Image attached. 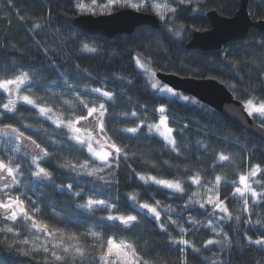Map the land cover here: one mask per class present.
I'll list each match as a JSON object with an SVG mask.
<instances>
[{"label": "trees", "instance_id": "obj_1", "mask_svg": "<svg viewBox=\"0 0 264 264\" xmlns=\"http://www.w3.org/2000/svg\"><path fill=\"white\" fill-rule=\"evenodd\" d=\"M89 1L84 0V3ZM77 2L78 0H0V68L6 66L17 72L29 71L34 83L32 91L27 94L33 98H42V101L37 102H43L45 107H52L53 111L63 112L65 119L75 117L70 115L72 110L63 104V100L75 101L79 96L91 103L96 94L91 93L90 89L95 87L115 93L114 104H106L107 134L117 145L126 148L129 159H121L119 171L115 173V179L118 180L116 184H107L94 177L61 169L59 164L65 160L75 163L91 159L86 148L79 151V146L67 139L70 135L67 129H57L31 105L24 102L17 104L15 114L4 111L2 104L6 103L7 94L0 90V121H3L0 127L12 124L24 131L25 135H30L41 147H46L50 153V157L45 158L41 166L52 173V182L31 176L28 163H22L24 175L21 179L25 185L22 191H26L37 202L40 211L35 213L36 217L50 228L54 226L78 233L92 229L104 232L105 238L110 235L117 240H134L151 264H180L184 253L179 249L183 246L171 243L169 234L159 229V222L152 214L146 210L140 211L138 205L129 199L130 193H139L140 202L160 201L161 207L158 210L161 211V218L168 226L172 238L179 239L181 234L177 226L168 223V216L187 229L185 238L197 247H201L202 242L209 238L222 239V236L216 237L204 226L208 220L213 221L222 235L227 234L233 239L231 250L220 251L219 246H209L208 249H203L204 255L201 256L189 249V264H212L213 260L218 264H264V249L242 239L245 233L253 239L259 238L264 229L247 224L238 225L228 220L221 221L218 219L219 214L209 216L198 205L185 208L189 192L181 196L151 181L145 184L135 174L139 172L160 179H181L185 181L186 188L191 185L184 171L186 168L193 173L197 169L201 170L202 175L210 181L217 174H227L230 181L235 178L238 182V173L246 174L250 170L249 165L259 164L262 172L251 179H261L264 176V142L192 97L189 101H184L152 89L148 77L135 64V57L139 55L144 59L146 56L151 60V68L155 73L214 79L224 84L243 103L251 96L264 100V32L252 29L245 41L230 43L221 51L203 53L186 49L193 32H204L211 28L206 17L208 12L216 11L220 16L232 18L243 0H193L191 5L181 6L182 10L170 25H165L162 21V28L159 30L142 26L131 35H120L112 40L88 37L74 28V20L84 15L76 8ZM248 10L254 22L264 20V0H250ZM36 24L40 27L34 28ZM170 27L173 28L171 32L168 31ZM177 30L180 32L179 36L175 35ZM84 43L96 47L97 51H84ZM103 99L100 97L95 102L98 104ZM192 100L196 103H192ZM160 107L166 109L164 115H167L171 127L180 129L184 125L188 126L182 140L177 136L182 149L181 155L172 152L154 133H148L147 124L156 123L160 119L161 113L157 111ZM131 111H136L137 117H131ZM85 112L86 109L82 106L75 109L76 115ZM124 113L129 115L124 116ZM253 119L261 125L259 119ZM141 120H144L145 126L139 134L133 136L121 131L125 127L136 126ZM85 123L87 121L81 122ZM4 139L0 135V145ZM0 151H3L2 147ZM220 151L231 154L233 161L223 167L218 166L217 154ZM15 155L20 161L30 160V157H25L23 150ZM214 165L217 166L213 168ZM101 175L105 176V180L113 179L107 172ZM68 183L74 184L72 192L64 188ZM253 187L259 190L257 185L253 184ZM191 188L195 190L197 186L191 185ZM75 191L82 192V197L74 196L72 193ZM219 191L221 199L228 194L226 203L230 210L247 216L246 213H240L241 205L232 198L231 184L222 182ZM89 196L110 199L118 205L119 214L136 215L140 212L139 226L126 232L122 226H104L111 222L104 221L102 225L99 218L105 217L107 211L89 213L78 207ZM165 207L171 211L165 212ZM118 213L117 209H113V214ZM257 215L264 217V205H258L254 209L253 222ZM189 217H195L204 224H189ZM8 238L9 241L15 239L11 234H8ZM4 239L5 234L0 233V241ZM0 264H43V260L40 257H25L19 253L17 245L13 244L10 249L6 242H0Z\"/></svg>", "mask_w": 264, "mask_h": 264}, {"label": "snow or ice", "instance_id": "obj_2", "mask_svg": "<svg viewBox=\"0 0 264 264\" xmlns=\"http://www.w3.org/2000/svg\"><path fill=\"white\" fill-rule=\"evenodd\" d=\"M192 3L193 0H162V2H158V0H103V2L90 0V3L86 4L84 0H78L76 8L80 13L93 16L111 15L112 10L119 7L130 8L137 13L151 11L167 25L182 10L181 6L187 7ZM33 27L39 28L40 25L36 24ZM168 31H173V28H168ZM175 35L179 36L180 32L177 30ZM83 50L95 53L97 48L84 43ZM135 64L147 75L152 89L174 97L178 96V93L174 92L171 87L161 86V82L156 79V73L151 68V60L146 56L144 59H141L139 55L135 57ZM33 83L32 74L29 71L17 72L15 69L9 70L6 66L0 68V90L7 94L6 103L2 104L3 109L7 113L15 114L18 102L22 101L26 105H31L38 110L41 116L50 120L57 129L61 127L67 129L70 133L67 139L74 141L79 146V151H83L86 148L91 159L86 158L83 162L77 161L75 163L71 160H65L59 164L61 169H67L77 175L94 177L107 184L118 183V180L115 179V173L119 171L120 161L121 159L127 161L129 157L126 148L117 145L107 134L105 121L108 108L106 104L108 102H113L114 104L115 93L102 87H95L90 89L91 93L96 94L91 103L85 99H80L79 96L75 98V101L63 100V104L72 110L70 115L75 117L74 119H65L63 112L53 111L52 107H45L43 102H37L38 100L42 101V98H33L27 94L32 91ZM128 83H131V81H128ZM232 87H235V85ZM100 97L104 99L97 104L95 100H99ZM179 98L184 101L190 100L187 96H179ZM191 102L196 103L195 100ZM77 106H82L83 109H86V112L76 115L75 109ZM244 108L249 117L259 119L261 125L264 126V100L251 96L244 102ZM157 111L161 113L159 122L148 123V133H155L162 137L167 145L170 146L172 152L181 155L182 149L178 144L177 136L182 140L184 131L188 126L184 125L180 129H174L169 126L167 115H164L166 109L160 107ZM123 115L128 116L129 113H124ZM130 116L137 117V112L131 111ZM82 121H87V124H81ZM2 123L3 121H0V124ZM77 125L81 126L78 127ZM144 126L145 122L141 120L136 126L125 127L121 131L135 136L140 133ZM24 127H29V125H24ZM0 135L5 137L2 145H0L3 148V151H0V224L3 225L0 226V233L5 234V239L0 242H6L10 249L13 244L17 245L21 255L32 259L40 257L43 260V264H151L139 250V246L134 240H117L110 235L105 238L104 232L92 229L85 233H78L54 226L50 228L47 223L38 219L35 215V213L40 211L37 202L32 200L26 191H22V188L25 187L21 179L24 175L22 163H28L31 176L41 181L48 180L52 182V173L41 166V161L49 158L50 153L46 147H41L30 135H25L24 131L14 127L12 124H3V127H0ZM25 141H30V145L25 144ZM94 144L97 147H94ZM21 145L26 150L31 146L32 150L25 152V157H30V160H18L15 154L21 152ZM97 161L99 163H96ZM217 161L218 166L223 167L225 164L231 163L233 157L229 153L220 151L217 154ZM127 166L131 167V165ZM216 166L214 165L213 168ZM249 169L246 174L238 173L237 182L235 178L230 181L227 174H217L210 181L202 175L201 170L197 169L193 173L191 169L186 168L184 171L191 181V185L197 186L195 190H192L191 185L186 188L185 181L181 179H160L155 176H145L139 172L135 174L145 184L151 181L153 184L171 190L181 196L189 192L190 195H188L187 202L184 204L185 208L198 205L209 216L219 214L218 219L221 221L228 220L238 225L247 224L250 227L264 229V217L257 215L255 222H253L254 209L258 205H264V183H262L264 176L261 179H251L262 172L259 164L249 165ZM105 172L113 176L111 181L105 180V176L101 175V173ZM133 172H135V169H133ZM222 182L233 186L231 196L241 205L240 213H246L247 216H242L230 210L226 203L228 194H225L224 199H221L219 189ZM253 184L257 185L259 190H257V187H253ZM73 187V183L64 185L68 192H72ZM201 189H204V191L202 192ZM33 194L35 195V193ZM72 194L76 197H82L83 195L80 191H75ZM129 199L138 205L140 211L146 210L147 213L152 214L155 220L159 222V229L169 234L171 243L183 246L179 249L181 253H184L180 264H189L187 255L189 249L192 253L203 256V249H208L209 246H219L220 251L233 248V239L227 234L222 235V231L214 226L212 220H208L204 224V222L197 220L195 217H189L187 223L192 225L204 224L216 237L222 236V239L209 238L202 242L201 247H197L192 241L185 238L187 229L179 225L176 219L168 216V223L177 226L181 234L179 239L172 238L168 226L161 218V211L158 210L161 207L160 201L157 200L154 203L140 202L139 193H130ZM78 207L87 210L89 213H94L98 210L107 211L108 214L105 217H100L99 220L102 225L104 221L111 222L104 225L109 228L113 225L122 226L124 231L131 232L139 226L138 216L140 212H137L136 215L119 214L118 205L108 198L100 199L89 196ZM113 209H117L118 214H113ZM164 211L170 212L171 209L165 207ZM56 215L59 214L57 213ZM22 233H25V235H22ZM8 234H11L15 239L9 241ZM242 239L247 240L248 244H254L264 249V231H261L259 238L253 239L245 233ZM21 245L25 247H20ZM212 264H218V262L213 260Z\"/></svg>", "mask_w": 264, "mask_h": 264}, {"label": "water", "instance_id": "obj_3", "mask_svg": "<svg viewBox=\"0 0 264 264\" xmlns=\"http://www.w3.org/2000/svg\"><path fill=\"white\" fill-rule=\"evenodd\" d=\"M249 2L250 0H243L237 14L232 18L220 16L216 11L208 12L206 17L211 23V28L204 32H193L186 49L199 50L203 53L221 51L230 43L245 41L252 29L264 32V20L254 22L251 19ZM73 26L88 37L107 40L120 35H131L142 26L155 30L162 28L161 20L154 14L137 13L131 9H120L111 15H80L74 20ZM156 78L161 84L171 87L173 91L207 105L248 134L264 142V127L248 116L244 103L237 100L219 81L183 78L162 72H157Z\"/></svg>", "mask_w": 264, "mask_h": 264}, {"label": "rangeland", "instance_id": "obj_4", "mask_svg": "<svg viewBox=\"0 0 264 264\" xmlns=\"http://www.w3.org/2000/svg\"><path fill=\"white\" fill-rule=\"evenodd\" d=\"M100 2H103V0H100ZM89 3H90V1H89ZM116 9H130V8H124V7H119V8H116ZM79 11V10H78ZM113 11H116L115 9L114 10H112V12ZM111 12V13H112ZM150 13H152L151 11H150ZM153 14V13H152ZM84 15H90V14H86V13H84ZM104 15H108V14H104ZM97 16V15H96ZM168 25H170V23L168 24ZM146 75V74H145ZM147 76V75H146ZM161 86H164L163 84H161ZM159 92V91H158ZM161 93V92H160ZM177 93V92H176ZM165 94V93H164ZM179 96H187V95H185V94H182V93H178V96H176V97H178L179 98ZM187 97H189V96H187ZM190 99H191V97H189ZM180 99V98H179ZM182 100V99H181ZM19 103H22V101H20V102H18V104ZM4 110V109H3ZM5 111V110H4ZM158 122H159V120H158ZM157 123V122H156ZM85 124H87V123H85ZM169 124V123H168ZM78 127L79 126H81V125H77ZM169 126H170V124H169ZM171 127V126H170ZM155 134V133H154ZM156 136H158L157 134H155ZM161 140H163V138L162 137H160V136H158ZM164 141V140H163ZM165 142V141H164ZM25 144H29L30 145V141H26V143ZM165 144L167 145V143L165 142ZM167 146H169V145H167ZM94 147H97L95 144H94ZM170 147V146H169ZM21 150H23V151H31L32 150V148H31V146L26 150L25 148H24V146L23 145H21ZM36 151H38V150H36ZM43 161V160H42ZM41 161V162H42Z\"/></svg>", "mask_w": 264, "mask_h": 264}]
</instances>
